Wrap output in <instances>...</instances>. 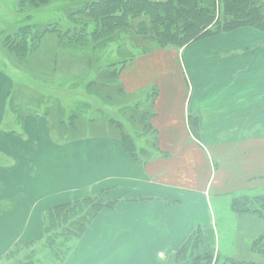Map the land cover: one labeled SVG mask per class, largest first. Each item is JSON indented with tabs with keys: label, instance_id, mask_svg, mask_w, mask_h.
Listing matches in <instances>:
<instances>
[{
	"label": "crops",
	"instance_id": "0c3cea01",
	"mask_svg": "<svg viewBox=\"0 0 264 264\" xmlns=\"http://www.w3.org/2000/svg\"><path fill=\"white\" fill-rule=\"evenodd\" d=\"M255 35L264 37L241 29L126 65L125 94L157 87L148 120L156 142L142 162L119 136L68 137L82 129L56 97L47 94L38 114L14 107L15 76L0 68V257L39 243L49 211L105 192L115 207L97 215L63 264H168L199 229L218 248V216L227 226L234 201L264 198V44ZM84 125L95 128L92 119Z\"/></svg>",
	"mask_w": 264,
	"mask_h": 264
},
{
	"label": "rangeland",
	"instance_id": "374dc122",
	"mask_svg": "<svg viewBox=\"0 0 264 264\" xmlns=\"http://www.w3.org/2000/svg\"><path fill=\"white\" fill-rule=\"evenodd\" d=\"M20 1L0 0V68L6 69L15 76L14 107L17 106L30 114H38L47 104V94H49L50 100L56 97L63 107H68L72 110V114H77L78 125L82 131L71 133L68 137L84 135L116 137L119 136V131L114 128L115 126H111L109 129L104 126L107 122H115L122 124L131 134L134 132L136 135L139 132L138 153L141 149L148 151L153 141L156 142V135L149 134L146 130L147 134L142 130L143 126L148 124L151 116L157 87L154 84L149 85L141 92L127 95L119 81V76L126 65L140 55L143 40L133 32L121 30L117 33V37L110 39L100 38L93 41V39L87 38L82 45L66 43L68 37L66 33L70 32L76 24L80 25L79 29L83 30V34L86 36L93 30L92 20H87L89 22L85 28L84 24L75 20V17L84 11L83 8L70 12V14L73 13L68 21L70 24L58 22L59 24L49 27L45 25L49 23L46 21L45 24L38 26L21 28L24 24L34 25L36 22L29 20L25 22L23 17L18 15L17 9ZM25 3L22 4L25 10L33 8L35 5L30 1ZM47 14L53 17L54 12ZM56 14L58 15V12ZM43 18L47 19L45 16ZM57 18L59 19L58 16ZM22 21L24 22L22 23ZM130 24L131 26L137 25L136 20L130 21ZM249 37L248 35L247 39L243 38L240 41L248 43L252 39ZM20 41H24V45L13 46L14 43ZM257 42L258 46L263 45L264 37L259 36L258 38L255 35V45ZM197 57V46H192L184 54L187 70H191ZM173 59L172 57L166 61ZM123 64H125L124 68ZM107 67L110 68L109 72L114 75L109 76V82L113 84V88L109 90L106 88L107 92L105 90L98 92L94 88L95 84L92 83L98 79L96 73ZM186 86L187 83L183 82L182 88H186ZM190 86L192 89L197 88L198 83L190 81ZM139 110L148 111V115L145 119L140 120L139 126L137 122H134L135 126H133L131 116ZM55 111V108H51L52 113ZM67 116L65 113H60L58 118L61 120ZM53 118L55 119V117ZM91 119L94 121L95 128L90 129L88 126L86 129L84 124L90 122ZM195 122L193 121L191 124ZM58 132L61 134L62 130H58ZM194 133L197 135L198 131L194 129ZM143 153L144 151L138 156V159L141 158V162ZM94 197H97L106 206L111 207L116 204L115 201L107 200V193ZM258 199L261 198L258 197ZM230 209L231 211L227 210V226L223 223V217L218 216V230L221 238L219 249L211 247L212 260L199 264H232L233 262L264 264V254L254 251L252 247L256 239L264 236V219L246 217L245 215L238 216L232 210V206ZM88 214L84 210L81 216ZM84 220H87V217ZM205 234V232L204 235L202 234V239L206 244L209 241ZM73 236V232L67 233L63 229H58L51 236L54 238L51 239L52 242L43 238L37 244H17L13 247L10 255L0 257V264H59L57 259L54 260L52 253L54 255L57 252L55 255L57 258H63L64 254L70 256L76 248V240Z\"/></svg>",
	"mask_w": 264,
	"mask_h": 264
},
{
	"label": "trees",
	"instance_id": "16d2710c",
	"mask_svg": "<svg viewBox=\"0 0 264 264\" xmlns=\"http://www.w3.org/2000/svg\"><path fill=\"white\" fill-rule=\"evenodd\" d=\"M26 1L35 4L33 8L25 10L22 4L24 5ZM81 8L84 11L76 16L75 20L84 24V28L88 26L87 20H92L93 30L86 36L83 30L79 29L80 25L76 24L70 32L66 33L68 34L66 43L82 45L87 38L93 41L100 38L110 39L117 37V33L121 30L129 31L143 40V46L140 47L141 56L149 55L155 50H181L200 40L241 29H252L264 36V0H21L17 13L25 22L26 20L36 22L34 25L24 24L21 28L38 26L45 24L46 21L49 23L45 25L51 27L59 23H69V18L73 15L70 12ZM48 12H54L53 17L47 14ZM57 12L58 15H55ZM135 20L137 25L131 26L130 21ZM21 45H24V41L13 44V46ZM124 65H122L123 68ZM109 69L107 67L96 73L98 79H95L92 84H95L94 88L98 92L113 88V84L109 82V76L112 77L113 74L109 72ZM147 115L148 111L145 110L134 113L131 116L132 125L135 126L134 122H137L139 126L140 120L145 119ZM137 119L139 121H136ZM109 123L119 131V138L125 145L126 151L136 160L139 154L145 151L141 149L138 153L139 132L136 135L134 132L131 134L122 124ZM146 130L149 132V124L143 126L142 131L148 134ZM92 197L49 211L44 217L43 238L52 242L51 239L54 238L51 236L58 229H63L67 233L73 232L77 245L97 215L102 210L114 208L116 205L106 206L97 197ZM84 210L89 214L81 216ZM232 210L238 216L264 219V198L241 197L234 201ZM86 217L87 220H84ZM202 234L204 235L203 231L196 230L169 262L199 264L212 260L211 247L213 246L209 242L204 243ZM252 247L254 251L264 254V236L256 239ZM10 253L12 252L8 254ZM56 253L54 255L52 253L54 260L57 259L59 264H63L68 255L64 254L63 258H57ZM232 264L244 263L233 262Z\"/></svg>",
	"mask_w": 264,
	"mask_h": 264
}]
</instances>
